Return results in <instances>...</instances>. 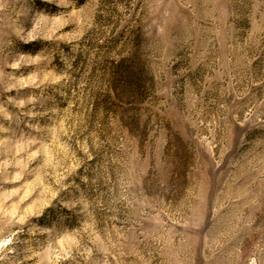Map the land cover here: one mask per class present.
Listing matches in <instances>:
<instances>
[{"label": "rangeland", "instance_id": "rangeland-1", "mask_svg": "<svg viewBox=\"0 0 264 264\" xmlns=\"http://www.w3.org/2000/svg\"><path fill=\"white\" fill-rule=\"evenodd\" d=\"M0 264H264V0H0Z\"/></svg>", "mask_w": 264, "mask_h": 264}]
</instances>
